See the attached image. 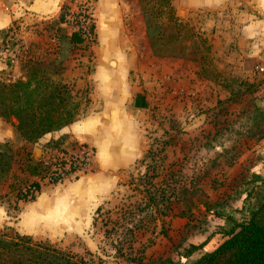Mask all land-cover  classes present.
I'll return each mask as SVG.
<instances>
[{
	"label": "rangeland",
	"instance_id": "374dc122",
	"mask_svg": "<svg viewBox=\"0 0 264 264\" xmlns=\"http://www.w3.org/2000/svg\"><path fill=\"white\" fill-rule=\"evenodd\" d=\"M152 3L149 1L147 9H152ZM165 10V16L157 19L158 25H153L164 31H156L154 40L163 46L171 37L172 44L182 51L156 55L147 32V79L142 82H148L143 90L149 109L144 153L130 166L107 174L106 169L96 173L95 162L92 169L85 165L55 184L51 176L31 175L26 167L28 151L34 160L51 159L61 153L52 148L60 141L48 145L50 139L45 137L36 143L27 142L17 132L18 120L0 115V141L8 142L15 153L10 173L0 182V229L51 241L72 252L83 264H132L140 257L151 261L168 256L186 262L183 255L191 245L200 247L193 260L223 241L227 216L235 220L246 217L244 200L255 185L251 175L264 176V117L254 114L255 106L264 107V73L250 74L240 68L238 62L245 49L239 44L230 42L233 48L224 51L214 49L206 13L183 17L177 25L169 18V9ZM17 26L10 44L24 57L18 71L0 73V81L9 82L11 72L25 75L30 60L45 65L60 60L57 51L47 47L55 33L52 25ZM5 34L11 35L10 30L1 31L0 40ZM91 37L75 44L79 48L76 57L86 58L80 61L83 73L93 70L92 60L87 59L95 45ZM11 45L0 41L2 50ZM260 67L256 69L261 71ZM235 78L253 82L254 86L236 94L246 86ZM79 99L82 115L85 96L79 95ZM60 145L70 152L83 153L86 149L71 138ZM77 163L84 165L82 161ZM147 172L154 176L156 188L168 192L157 205L148 201L140 178ZM86 173L87 177L79 178ZM34 180L42 185L36 199L20 198L19 190ZM45 198L61 199L71 213L70 206L74 205V212L80 216L74 219L76 224L65 226V211L55 210L49 203L39 204Z\"/></svg>",
	"mask_w": 264,
	"mask_h": 264
},
{
	"label": "crops",
	"instance_id": "0c3cea01",
	"mask_svg": "<svg viewBox=\"0 0 264 264\" xmlns=\"http://www.w3.org/2000/svg\"><path fill=\"white\" fill-rule=\"evenodd\" d=\"M84 1L94 4L97 32L93 55L87 58L93 65L89 73L82 72L83 62L80 61L85 57H76L79 48L71 42L75 27L71 22L60 21L64 4L72 9ZM172 3L181 21L194 13H206L214 37V49L224 51L233 48L228 45L230 42L239 44L245 49L238 62L240 68L250 74L264 73V69H256L258 66L264 68V0H172ZM18 24L31 28L52 25L55 28L47 47L57 51L64 65L63 79L85 96L82 115L43 138L49 140L67 134L79 145L91 147L94 160L90 169L95 162L96 173H104L106 169L107 174L112 169L130 166L145 151L144 131L148 125L149 103L143 90L148 82H142L147 79L145 54L148 36L141 0H0V32H11L3 37L12 38ZM11 48V52L0 49V73L9 69L18 71L24 55L16 53L12 45ZM15 72L9 74V81L24 76ZM87 176L88 173L79 178ZM74 188L72 192H75ZM45 203L55 210L65 211L68 217H65V226H74V219L80 217L74 212V205L70 206L71 213L61 199L45 198L39 202Z\"/></svg>",
	"mask_w": 264,
	"mask_h": 264
},
{
	"label": "trees",
	"instance_id": "16d2710c",
	"mask_svg": "<svg viewBox=\"0 0 264 264\" xmlns=\"http://www.w3.org/2000/svg\"><path fill=\"white\" fill-rule=\"evenodd\" d=\"M149 1L152 0H141L145 9L147 32L153 41L151 45L154 53L168 56L181 52L182 47H175L171 37L168 39L172 45L165 43L163 46H158L154 40L156 31L159 33L164 31L163 29L156 30L153 25H158L157 19L165 14V8L169 9L167 11L170 12L169 18L174 19L177 25L181 24L172 0H153L152 9H147ZM69 13L70 6L64 4L60 21L71 22L68 17ZM73 14L76 19L80 16L87 17V14L81 10ZM88 28L92 34L91 42L96 43V21L92 22ZM84 33L82 27H75L71 42L77 44L89 40ZM29 64L23 77L9 82L0 81V115L5 118L15 117L18 120L16 129L21 138L27 142L36 143L46 134L61 130L75 122L81 115L82 102L74 85L63 79L64 65L61 60L50 61L48 65L42 61L30 60ZM51 64L52 67H50ZM235 79L246 86L245 90L234 92L236 94L244 93L254 86V83L248 80ZM233 95L231 92V99L234 100ZM254 114L257 115L256 118L264 117V107L255 106ZM66 138L69 139V135H62L58 138L60 140L52 138L48 145L51 141L53 143L54 141L63 142L67 140ZM60 142L52 148L68 153L66 148H62ZM57 157L58 154L51 159L41 157L34 160L31 152L28 151L27 171L31 175L41 177L49 175L50 180L55 184L63 182L70 172L77 170L71 162L69 170H66L64 174L58 173L53 169V165L59 163L56 161ZM14 159L15 153L12 146L8 142L0 141V182L10 173ZM61 164L65 165L66 162H61ZM251 177L250 181L255 185L249 188L244 200L243 209L246 217L242 220L226 217L228 225L222 230L224 239L215 249L190 260L195 250L200 248L198 245H191L183 255L187 258L186 262H183L182 258L175 259L170 256L159 257L151 261L140 257L133 259L132 264H264V176L253 173ZM140 178L144 181L146 197L151 205H157L160 198L167 196V190L155 187L153 175L147 172ZM41 187L40 180H34L26 189L19 190L20 198L36 199ZM101 208L100 206L97 211ZM0 264H83V262L72 252L51 241L36 239L32 234L21 233L17 230L9 232L0 229Z\"/></svg>",
	"mask_w": 264,
	"mask_h": 264
},
{
	"label": "built area",
	"instance_id": "2783aa9c",
	"mask_svg": "<svg viewBox=\"0 0 264 264\" xmlns=\"http://www.w3.org/2000/svg\"><path fill=\"white\" fill-rule=\"evenodd\" d=\"M80 4H82V7H80ZM80 4H78L75 8H70V13L68 15L71 23L73 24L74 27L76 28H80L82 27L84 30V35L87 36V38L91 35V33L89 32V25L96 21L95 20V14H94V4L91 1H84L81 2ZM82 11L84 14H87V17L83 18V16H80L78 19H76L75 15L73 14L75 11ZM80 20V21H78ZM79 22V23H78ZM10 40L11 38H5L3 39L1 42L4 43H8L10 45ZM11 48V46L9 48H7V50L9 52H11V50H9ZM261 70H263L264 68L261 67ZM82 147H85V151L83 153L80 152H70L68 150V153H59L58 157H59V163H57L56 165H54L53 169L57 170L58 173H65L66 170L70 169V165L69 168H66L67 164H70L71 162H73L74 167H76V170H81L85 165H89L91 166L93 160H94V151L91 147H88L85 144L81 145ZM91 156V158H90ZM82 161L84 163V165H78L77 162ZM61 162H66L65 165L61 164ZM71 173V172H70Z\"/></svg>",
	"mask_w": 264,
	"mask_h": 264
}]
</instances>
